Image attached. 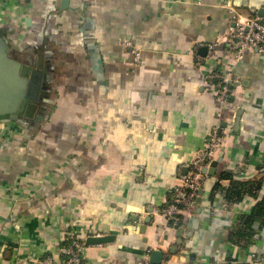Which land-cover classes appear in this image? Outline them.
Listing matches in <instances>:
<instances>
[{
  "label": "crops",
  "instance_id": "0c3cea01",
  "mask_svg": "<svg viewBox=\"0 0 264 264\" xmlns=\"http://www.w3.org/2000/svg\"><path fill=\"white\" fill-rule=\"evenodd\" d=\"M236 15L264 17V0H0V264H63L71 232L86 264H264L263 226L230 236L258 199L229 200L222 178L264 186V53L228 51ZM13 50L44 55L34 85ZM216 67L233 82L225 103L205 78ZM217 122V163L170 224L179 172Z\"/></svg>",
  "mask_w": 264,
  "mask_h": 264
},
{
  "label": "built area",
  "instance_id": "2783aa9c",
  "mask_svg": "<svg viewBox=\"0 0 264 264\" xmlns=\"http://www.w3.org/2000/svg\"><path fill=\"white\" fill-rule=\"evenodd\" d=\"M227 49L235 52L237 57H242L246 50L257 48L264 53V17L255 16H233L227 32L223 36ZM122 43L129 46L131 42L122 40ZM207 57L215 55V44L208 45ZM135 59L139 62L140 50L135 48ZM202 59V58H201ZM206 81L216 87L218 97L222 103L227 102L231 97L232 79L222 72L221 68H213L205 74ZM227 128L221 122H217L212 130L208 144L199 148L194 156L185 164L186 172H179L176 183L173 186L171 200L163 209V215L168 223L178 219L179 213L184 207H193L197 203L199 190L204 182L206 174L204 169L211 166L218 156L221 146L226 139ZM70 241L61 248L62 253L68 255L63 264H86L84 249L85 239L79 233L71 232ZM68 238V237H67ZM43 264H57L51 255H46L41 261Z\"/></svg>",
  "mask_w": 264,
  "mask_h": 264
},
{
  "label": "trees",
  "instance_id": "16d2710c",
  "mask_svg": "<svg viewBox=\"0 0 264 264\" xmlns=\"http://www.w3.org/2000/svg\"><path fill=\"white\" fill-rule=\"evenodd\" d=\"M222 178H230L231 186L226 189L227 198L229 200L242 201L245 195H252L258 199L254 207L240 218L236 229L231 232L230 236L234 242L242 240L251 241L255 234L262 226L264 227V186L263 178H254L249 180H238L233 178L231 172L222 174ZM70 241V237L66 239L65 244ZM65 261L68 255L62 254Z\"/></svg>",
  "mask_w": 264,
  "mask_h": 264
},
{
  "label": "water",
  "instance_id": "95a60500",
  "mask_svg": "<svg viewBox=\"0 0 264 264\" xmlns=\"http://www.w3.org/2000/svg\"><path fill=\"white\" fill-rule=\"evenodd\" d=\"M16 53H20L21 55H15ZM9 57L10 56H14L16 57L17 59V66L19 65L21 67V62L24 63V65L22 66V72L23 74H27V72L29 71L30 67L33 68V71H32V84L31 85H34L35 81L37 82L39 77L41 78L42 76V61H43V58H44V55L41 54H38V55H35L31 52H17V51H11L9 52ZM21 61V62H20ZM38 76V79H36ZM27 104V100L26 99H23V103L22 105L21 104H17L16 108L14 109V111H18V109L20 108V105H21V110L24 109V107L26 106ZM216 160L212 162V165L215 166L216 165ZM147 222H149L151 220V216L147 217L146 218ZM114 239V235L112 234H101V235H95V234H91L89 235L87 238H86V242L88 244H94V243H104V242H108V241H111ZM163 257V251L160 250V249H155L153 252H152V258H151V261L153 263H160L161 259Z\"/></svg>",
  "mask_w": 264,
  "mask_h": 264
},
{
  "label": "rangeland",
  "instance_id": "374dc122",
  "mask_svg": "<svg viewBox=\"0 0 264 264\" xmlns=\"http://www.w3.org/2000/svg\"><path fill=\"white\" fill-rule=\"evenodd\" d=\"M44 59V58H43ZM44 66V64H43V61H42V67ZM42 69V68H41ZM22 98V97H21ZM21 98H20V100H21ZM15 108H14V106H13V104H12V106H11V110H14ZM20 109V108H19Z\"/></svg>",
  "mask_w": 264,
  "mask_h": 264
}]
</instances>
